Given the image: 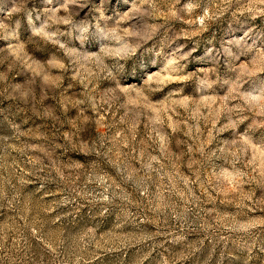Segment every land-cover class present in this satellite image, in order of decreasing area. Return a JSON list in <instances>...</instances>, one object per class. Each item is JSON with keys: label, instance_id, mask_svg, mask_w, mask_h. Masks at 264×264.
I'll use <instances>...</instances> for the list:
<instances>
[{"label": "rangeland", "instance_id": "1", "mask_svg": "<svg viewBox=\"0 0 264 264\" xmlns=\"http://www.w3.org/2000/svg\"><path fill=\"white\" fill-rule=\"evenodd\" d=\"M0 264H264V0H0Z\"/></svg>", "mask_w": 264, "mask_h": 264}]
</instances>
